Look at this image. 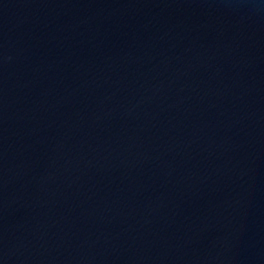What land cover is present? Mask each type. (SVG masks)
<instances>
[{
	"label": "water",
	"instance_id": "obj_1",
	"mask_svg": "<svg viewBox=\"0 0 264 264\" xmlns=\"http://www.w3.org/2000/svg\"><path fill=\"white\" fill-rule=\"evenodd\" d=\"M0 264H264V0H0Z\"/></svg>",
	"mask_w": 264,
	"mask_h": 264
}]
</instances>
